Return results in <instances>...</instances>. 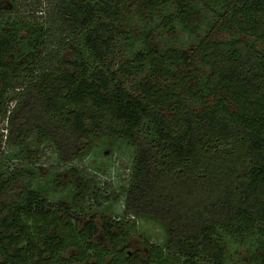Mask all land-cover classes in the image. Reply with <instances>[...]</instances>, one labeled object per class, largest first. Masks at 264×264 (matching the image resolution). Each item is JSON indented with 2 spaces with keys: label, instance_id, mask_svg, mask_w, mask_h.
Returning a JSON list of instances; mask_svg holds the SVG:
<instances>
[{
  "label": "trees",
  "instance_id": "obj_1",
  "mask_svg": "<svg viewBox=\"0 0 264 264\" xmlns=\"http://www.w3.org/2000/svg\"><path fill=\"white\" fill-rule=\"evenodd\" d=\"M25 4L33 20L0 0V155L32 138L68 162L107 136L134 162L123 218L86 211L107 194L77 168L69 202L0 172V264H264V0H49L42 21ZM136 217L164 226L145 255Z\"/></svg>",
  "mask_w": 264,
  "mask_h": 264
},
{
  "label": "rangeland",
  "instance_id": "obj_2",
  "mask_svg": "<svg viewBox=\"0 0 264 264\" xmlns=\"http://www.w3.org/2000/svg\"><path fill=\"white\" fill-rule=\"evenodd\" d=\"M27 0H17V9L11 14L22 16L26 20H33ZM35 1V0H34ZM42 6L39 7L41 16L40 21L45 18V12L49 9V0H41ZM28 5L31 3L28 2ZM4 8H12L10 2L4 3ZM44 11V12H43ZM175 38L169 42L185 47L195 41V37L183 30L175 32ZM168 43V44H171ZM57 48L58 44L55 45ZM139 48V44L136 45ZM70 54L71 51H67ZM10 93V94H9ZM9 95H15L16 91L10 90ZM17 98L7 99V109H12ZM4 110L0 111V132L9 134V125ZM28 144L14 145L12 142H5L4 149L0 155V172H8L10 168L26 167L33 172L32 186L42 192L44 196L53 202L72 201L75 186L71 182L69 170L79 169L87 176L92 177L94 181L101 186V190L107 194L105 199L102 198L100 206L95 203L87 202L86 211L92 214H104L114 218H123L126 213L125 207V186L128 183L132 173L134 162V151L130 143L121 137H96L89 145V150L82 158L73 159L72 161H62L58 152L50 141L36 142L29 139ZM37 151L32 160L29 158V151ZM78 209V208H76ZM79 211V210H77ZM89 214H87L88 217ZM127 219V218H126ZM138 230L129 242L128 251H137L145 255L147 253V241L150 243L162 244L165 237L164 226L150 220L148 217H136ZM106 243V238L101 235L98 237ZM235 257V256H234ZM232 257L228 264H239L242 259L240 256ZM234 258V259H233Z\"/></svg>",
  "mask_w": 264,
  "mask_h": 264
}]
</instances>
